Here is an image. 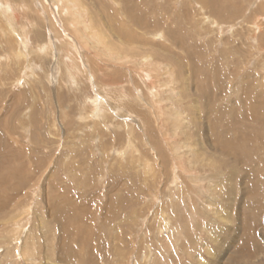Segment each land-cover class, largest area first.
<instances>
[{
  "label": "rangeland",
  "instance_id": "1",
  "mask_svg": "<svg viewBox=\"0 0 264 264\" xmlns=\"http://www.w3.org/2000/svg\"><path fill=\"white\" fill-rule=\"evenodd\" d=\"M2 1L0 264H264V0Z\"/></svg>",
  "mask_w": 264,
  "mask_h": 264
},
{
  "label": "bare ground",
  "instance_id": "2",
  "mask_svg": "<svg viewBox=\"0 0 264 264\" xmlns=\"http://www.w3.org/2000/svg\"><path fill=\"white\" fill-rule=\"evenodd\" d=\"M2 0H0V16L2 15H5L4 14V12H2V11H7V9H6V7H4V3H3V1L1 2ZM79 3V2H78ZM74 4H76V3H74ZM8 6V5H7ZM76 8V7H75ZM17 9V8H16ZM80 9V8H79ZM84 9V8H83ZM64 10V9H63ZM70 10L72 11V9L69 7L68 8V12H70ZM8 11H9V9H8ZM7 11V12H8ZM17 11V10H16ZM67 11L65 12V13H67ZM74 11V10H73ZM80 11V10H79ZM64 12V11H63ZM64 13V14H65ZM74 13L77 15V17H78V15H79V13L78 12H75L74 11ZM18 13H15V12H12V14L10 15V16H7L6 17V19L4 18V20L5 21H7V24L5 23V22H3L2 21V24H1V21H0V29H2V31L5 33V34H7V36H10L11 37V45L9 44L8 46H10V47H12V49H13V47H14V50H17L16 49V47H17V39L19 38L17 35H16V31H15V24H16V22H17V20H18V15H17ZM6 16V15H5ZM83 16V15H82ZM66 17V19H71V23H70V21L68 22V21H66V22H68V24H71L72 25V21H74V19L75 18H73L74 16L71 14V15H69V16H65ZM81 19H82V17H81ZM3 20V19H2ZM80 20V19H79ZM78 23V22H77ZM81 23V22H80ZM74 24V23H73ZM91 30V29H90ZM90 32V31H89ZM93 36H95V33L94 34H92ZM100 38V37H99ZM98 40V39H97ZM94 41V40H93ZM99 43L98 44H100V45H102V44H104L105 43V41H102V40H99L98 41ZM96 43V42H95ZM48 47V46H47ZM11 49V50H12ZM18 53H19V51H18ZM153 89H155V88H153ZM25 253H26V251H25Z\"/></svg>",
  "mask_w": 264,
  "mask_h": 264
}]
</instances>
